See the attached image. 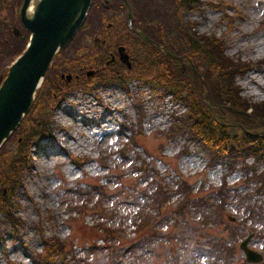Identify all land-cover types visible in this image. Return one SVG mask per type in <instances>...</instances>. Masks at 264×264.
<instances>
[{
  "label": "rangeland",
  "instance_id": "obj_1",
  "mask_svg": "<svg viewBox=\"0 0 264 264\" xmlns=\"http://www.w3.org/2000/svg\"><path fill=\"white\" fill-rule=\"evenodd\" d=\"M133 2L137 6L135 24L142 25L141 16H144L147 20L144 26L151 31L163 26L158 24L161 17L152 10L150 0ZM14 7V0L0 2V32H7L6 36L0 34V39L7 38L11 25L16 22ZM115 15V12L110 14V20L115 19ZM179 15L193 25L198 34H210L223 41L225 55L248 62L252 69L235 77L240 95L251 103L264 100V0H197L191 3V8L179 11ZM95 37L97 35L88 32L80 41L87 44ZM123 69L118 67L119 80L106 85H96L88 91L65 90L63 100L49 110L48 137L30 142V161L21 185L7 195L14 215L21 218L22 224L14 232L12 224L0 218V264H40L42 257L38 253L42 254L43 237L52 236L60 238L68 247L73 262L67 264H107L105 246L111 245L108 242L125 247L134 245L133 241L142 235L131 233L133 206L125 202L123 196L105 199L106 205L115 204L114 215L106 219L110 227L117 228L114 234L99 228L98 216L83 210L87 186L104 184L108 195L112 196L119 192V178L125 185L138 184L142 188L148 185V174L153 173L166 177L170 183L178 178L186 179L193 196L209 202L217 200L216 190L222 184V176L227 174L225 185L229 198L221 215L224 223L218 220L214 225L203 228L197 225L196 228L195 211L190 212L188 224L167 222V219L158 223L152 211L151 223L144 230L147 240L137 253L144 256L130 264H218L208 261L204 250L194 248L201 236L231 240L232 264H245L239 243L250 233L253 236L248 247L263 256L256 264H264V196L257 193L254 182L247 179L250 171L246 173L240 164L231 171L222 162L209 166L206 152L195 142L185 136L166 139L164 133L172 115L182 113L183 108L169 96H163L152 82L139 81L137 71ZM70 73L61 65L52 70L56 79ZM80 79L86 83L93 77ZM60 80V86L64 85V80ZM107 106L118 110L109 116L104 113ZM82 118L89 121L84 123ZM99 124L105 136L99 135ZM131 135H135L137 147L128 145ZM15 146L14 139L6 143L7 148L14 150ZM120 146H124L125 157L116 152ZM136 154L147 164V173L139 170L145 164L136 163L139 161ZM113 173L119 176L114 177ZM246 203L263 204L261 219L250 218L245 213ZM227 217L234 218V222L227 221ZM227 223L238 227L239 231L235 235L228 234ZM154 226L165 233L158 238L151 235L149 232ZM195 228L197 236L191 238ZM176 256L180 258L175 260ZM120 264H128L126 258Z\"/></svg>",
  "mask_w": 264,
  "mask_h": 264
},
{
  "label": "trees",
  "instance_id": "obj_2",
  "mask_svg": "<svg viewBox=\"0 0 264 264\" xmlns=\"http://www.w3.org/2000/svg\"><path fill=\"white\" fill-rule=\"evenodd\" d=\"M20 1L14 0V2ZM129 2L135 15L136 2L133 0ZM193 2L197 0H150V5H153L152 10L161 17V22L158 24L163 26L151 31L144 26L147 21L144 16H141L144 21L142 25L135 24V21L132 25L142 29L172 53L188 56L201 77H198L187 65L184 69L178 67L179 60H171L163 56L154 46L129 32L126 9L122 1L114 0L105 4L103 0H91L84 25L72 42L55 57L52 67L45 76L43 86L37 91L30 111L8 138L7 141L15 140V149L7 148V141L0 148V218L10 222L13 231H16L22 221L20 217L14 215L7 195L21 185L22 175L29 164L30 142H36L48 135L50 124L48 112L62 99L65 90L76 88L88 90L98 84L105 85L114 80L115 75L112 70L103 66L109 57V51H112L118 43L124 44L130 52L132 68L140 74L142 80L149 77L153 85L187 108L184 114L173 119L167 133L169 138L180 134L191 136L206 147L211 162L219 159L225 161L229 168L238 161L251 158L252 163L250 165L244 163L243 167L251 171L252 180L257 183L256 190L264 194V135L247 132L263 125L257 118L264 119V100L258 103L249 102L240 95L239 87L235 83V77L244 74L251 67L250 64L225 55L223 41L210 34H198L193 30V25L179 15V11L191 8ZM114 12L115 19L121 20L122 24L116 27L113 25V29L109 31L110 36L116 38L111 41L105 34L108 32L110 14L113 15ZM110 21L114 23V18ZM88 32L97 35L99 40L104 39L105 43L95 42L93 39L84 44L80 39L88 35ZM169 34L171 36H168ZM6 39L0 42V59L8 63L23 51L28 33L21 29L19 36L14 37L9 34ZM60 65L63 70L78 75L77 79H72L67 89L64 85L60 86L61 80L52 75V70ZM1 66L4 71V66ZM90 70H95L93 79L86 83L81 82L80 80L84 81V79L80 78L87 77ZM116 79L120 78L116 76ZM207 98L210 99L216 113L220 115L226 113L230 116L229 122L241 124L242 127L219 124L208 109ZM130 141H133V138ZM261 165L263 168L258 172ZM171 188V184L164 179L155 178L152 184L143 190L133 185L126 186L121 191L124 198L134 202L132 224L136 230H141L143 224H148L152 211H155L156 215H161V219L171 218L174 221L181 219L185 222V213L195 210L196 218L203 227L216 224L220 220L224 200L221 193H218L220 203L217 204L193 197L184 180L175 183L176 190ZM86 191L89 196L96 197L91 207L93 211L101 212L103 215L110 214L113 206L103 207L102 200L107 191L103 185L87 187ZM173 194L175 195L171 203L173 209L170 210L173 215L163 217L159 211L168 206ZM245 210L251 216H258L260 213L259 208L251 205H246ZM238 230V228L231 229L232 235ZM111 232L112 230H109V234ZM196 247L204 250L207 257H212L215 262L223 264L230 262L233 256V248L229 242L225 243L215 237L201 236ZM67 248L58 237H43L42 254L38 255L42 257L41 264H63L68 255Z\"/></svg>",
  "mask_w": 264,
  "mask_h": 264
},
{
  "label": "water",
  "instance_id": "obj_3",
  "mask_svg": "<svg viewBox=\"0 0 264 264\" xmlns=\"http://www.w3.org/2000/svg\"><path fill=\"white\" fill-rule=\"evenodd\" d=\"M124 1L128 19L131 21L130 5L127 0ZM29 3L30 0H23L20 8L21 20L31 32L29 46L12 62L0 83V145L29 109L35 89L47 71L53 55L73 37L85 17L90 0H38L35 11L27 17ZM132 31L153 44L162 54L181 59L164 50L142 31L135 28H132ZM117 50L119 59L129 67L128 55L124 48L118 47ZM190 67L194 69L191 64ZM248 239L249 237L240 244L247 261H261L260 254L247 248Z\"/></svg>",
  "mask_w": 264,
  "mask_h": 264
},
{
  "label": "bare ground",
  "instance_id": "obj_4",
  "mask_svg": "<svg viewBox=\"0 0 264 264\" xmlns=\"http://www.w3.org/2000/svg\"><path fill=\"white\" fill-rule=\"evenodd\" d=\"M37 2H38V0H30V3L28 5L27 11H26L27 17H30L33 14V12L35 11ZM250 69H252V68H250ZM114 110H118V108L117 107L111 108V107L107 106L104 113H106L107 115L110 116ZM81 120L84 123L89 121V119H87V118H82ZM49 123H50V120H49ZM98 130H100L99 131V135L100 136H105V131L102 130V125L101 124L98 125Z\"/></svg>",
  "mask_w": 264,
  "mask_h": 264
}]
</instances>
